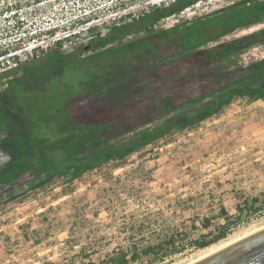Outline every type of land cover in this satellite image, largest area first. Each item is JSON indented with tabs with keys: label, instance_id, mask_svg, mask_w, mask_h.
<instances>
[{
	"label": "rangeland",
	"instance_id": "rangeland-1",
	"mask_svg": "<svg viewBox=\"0 0 264 264\" xmlns=\"http://www.w3.org/2000/svg\"><path fill=\"white\" fill-rule=\"evenodd\" d=\"M173 1L0 0V114L5 126L15 128L20 158L34 153L32 145H57L45 151L64 169L58 147L82 138L90 126L109 143L126 139L167 119L152 120L160 115V98L180 102L210 89L208 83L197 92L185 85L181 94L178 85L163 83L188 69L186 62L166 59L176 52L166 41L150 56L126 45L147 36L146 15ZM242 1H200L159 19L153 30L190 24ZM114 27L133 33L119 40ZM260 28L264 23L208 46ZM123 46L129 53H121ZM112 50L111 57H101ZM263 57L264 44L193 73L206 76ZM17 67L19 73L9 72ZM23 72L21 80L10 81ZM9 88L18 89L17 98ZM123 130L128 134L118 137ZM33 156L38 160V153ZM12 160L0 136V168ZM35 175L13 174L0 185V264H100L169 236L175 253L131 264H194L208 251L264 229V100L235 97L216 115L173 128L75 180L40 173L30 182ZM194 240L213 243L199 248Z\"/></svg>",
	"mask_w": 264,
	"mask_h": 264
},
{
	"label": "trees",
	"instance_id": "trees-1",
	"mask_svg": "<svg viewBox=\"0 0 264 264\" xmlns=\"http://www.w3.org/2000/svg\"><path fill=\"white\" fill-rule=\"evenodd\" d=\"M200 1L205 0H175L168 7L146 15L147 19L144 25L148 31L147 36L142 41L127 43L126 45L130 46V48L134 46L135 49L132 48V52L139 50V52H142V56H150L153 52L158 51L160 44L166 41L167 45L176 49V52L167 56L166 59L186 62L188 69L163 83L168 88L178 85L181 94H183L181 89L185 85L189 87L195 86L197 92L200 86L208 83L207 85H209L210 89L207 92H199L202 95L190 97L180 102H177L173 96L160 98L157 101L160 115L152 120L165 117L167 119L151 128L138 132L134 131L135 133L126 139L118 140V138H114L115 142L113 143L104 140L101 133L95 132L94 127L90 126L92 129L85 131L82 138L65 141L62 147H58L60 149L59 152L65 155V159L59 161L60 164L58 165L64 166V169L58 168L56 166L57 160H53L45 151V149L54 150L57 145L46 148L38 145L33 146L31 143L32 149L35 148L34 153H28L26 157L20 158L19 139L16 140L13 135L15 128L5 126L3 115L0 114V136L6 142L7 147L12 150L13 157L8 166L0 168V185L5 184L7 180H12L13 174L17 175V173L22 174L28 171L32 174L36 173L30 182L38 181L40 173H50L52 176H68L70 180H75L81 174L100 167L108 160L120 159L142 147L150 145L157 139L169 134L173 128H184L187 125L197 124L216 115L223 107L229 105L235 97L248 98L251 101L264 100V57L236 67L231 66L222 70L215 68L212 72H208L207 74L209 75L206 76H200L201 73H193V71L199 69L208 70L210 67H216L218 63L227 58L264 44V28H260L244 36L218 43L212 47L208 46L210 43L219 41L222 37L228 36L236 30L249 29L255 25L263 24L264 0H244L223 8L211 16L192 21L190 24L154 32L153 26L159 19L174 15L182 9L196 5ZM126 28H113L119 40L133 33H130L132 30ZM124 46L119 49L121 53H129V51L124 49ZM115 51H108L101 57H111ZM56 59L64 58L56 56ZM18 69L19 67L9 72H17ZM25 72L21 76L18 74V78L10 81L21 80ZM10 88L11 99L13 97L17 98L18 89L13 88L12 90ZM169 94L175 93L170 92ZM15 107L22 113L26 126H32V118L24 115L23 107L18 104H15ZM10 115L11 113H7V116ZM127 134L126 130H123L118 137H123ZM41 143L44 142L42 141ZM36 153L39 156L38 160L33 161L35 160L33 155ZM204 226L207 227V223ZM227 228L228 224H224L220 227V230L224 233ZM192 243L196 247L204 248L213 242L194 240ZM176 251L174 237L169 236L167 240L157 244H150L140 252L134 250L130 255L124 251L114 253L101 261L100 264H131L142 259V257H148L149 261L154 262Z\"/></svg>",
	"mask_w": 264,
	"mask_h": 264
},
{
	"label": "water",
	"instance_id": "water-1",
	"mask_svg": "<svg viewBox=\"0 0 264 264\" xmlns=\"http://www.w3.org/2000/svg\"><path fill=\"white\" fill-rule=\"evenodd\" d=\"M194 264H264V229Z\"/></svg>",
	"mask_w": 264,
	"mask_h": 264
},
{
	"label": "bare ground",
	"instance_id": "bare-ground-1",
	"mask_svg": "<svg viewBox=\"0 0 264 264\" xmlns=\"http://www.w3.org/2000/svg\"><path fill=\"white\" fill-rule=\"evenodd\" d=\"M252 234V233H251ZM241 240V239H240ZM236 241H232V242H228V243H226V244H223V245H221V246H219L218 248H216V249H212V250H210V251H208L207 253H205L200 259H199V261L200 260H202V259H204V258H206V257H208V256H210V255H212V254H214V253H216V252H218V251H220V250H223L224 248H226V247H228V246H230V245H232V244H234ZM196 261V260H195ZM198 262V261H197ZM196 263V262H195ZM193 264V263H192Z\"/></svg>",
	"mask_w": 264,
	"mask_h": 264
}]
</instances>
